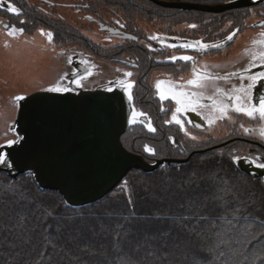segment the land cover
<instances>
[{
  "label": "flooded vegetation",
  "instance_id": "obj_1",
  "mask_svg": "<svg viewBox=\"0 0 264 264\" xmlns=\"http://www.w3.org/2000/svg\"><path fill=\"white\" fill-rule=\"evenodd\" d=\"M115 1L0 0V6L7 8L11 4L20 10L17 15L0 9L3 20L0 27L9 25L7 32L14 27L18 33L48 40L44 69L46 72H69L65 77L67 92L74 88L84 90L71 81L79 72H86L85 76L97 69L122 72L123 77L112 80L110 87L102 88L112 91L117 85L124 87L128 97L131 94L133 112L144 114L137 116L134 123L131 119V128L122 139L129 152L150 164L184 160L187 161L184 166H189L205 163V160H217L220 164L227 160L250 181L264 188V168L256 166L264 163V136L261 135L264 119H260L259 114L248 117L235 112L227 99L230 95L244 98L243 92L234 90L246 87L251 75L264 72L259 58L252 60L253 53L264 52V44L254 43L264 40L261 36L264 33V0H252L247 7L215 14L162 9L148 0H119L120 9H114L110 4ZM164 1L212 7L240 0ZM160 9L168 13H160ZM21 28L23 32L18 31ZM233 32L235 36L228 40ZM94 38L101 40L98 44L104 46L102 50L93 45ZM197 41L209 47L201 48ZM189 43L193 46L181 47ZM182 56L192 59H179ZM172 57L177 59L172 60ZM194 71L212 79L201 81L204 87L189 85L187 81L195 78ZM158 81L165 82L164 91L171 85L178 91L197 93L193 97L199 100L195 110L188 108L176 113V100L171 94L161 98V90L156 87ZM128 84L132 85L131 89H127ZM217 88L227 95L221 96ZM251 95V103H258L259 97L264 95V81L251 90ZM210 96L228 105L223 118L213 109ZM174 114L183 127L173 120ZM210 119L213 123H209ZM149 123L155 131L149 130ZM145 146L153 149L154 154L145 151ZM163 167L181 168L174 163L164 164L158 171ZM242 168L257 176L246 174Z\"/></svg>",
  "mask_w": 264,
  "mask_h": 264
},
{
  "label": "trees",
  "instance_id": "obj_2",
  "mask_svg": "<svg viewBox=\"0 0 264 264\" xmlns=\"http://www.w3.org/2000/svg\"><path fill=\"white\" fill-rule=\"evenodd\" d=\"M0 264H264V188L205 160L133 172L74 209L31 175L0 173Z\"/></svg>",
  "mask_w": 264,
  "mask_h": 264
},
{
  "label": "water",
  "instance_id": "obj_3",
  "mask_svg": "<svg viewBox=\"0 0 264 264\" xmlns=\"http://www.w3.org/2000/svg\"><path fill=\"white\" fill-rule=\"evenodd\" d=\"M151 1L166 8L214 14L252 4V0H240L208 7ZM132 105L120 87L112 91L74 88L63 94L36 92L28 96L19 102L11 128L17 142L0 148L6 158V163H0V172L14 180L31 175L42 191L60 194L74 209L98 204L131 172L153 174L173 163L150 164L125 149L122 138L130 129Z\"/></svg>",
  "mask_w": 264,
  "mask_h": 264
},
{
  "label": "rangeland",
  "instance_id": "obj_4",
  "mask_svg": "<svg viewBox=\"0 0 264 264\" xmlns=\"http://www.w3.org/2000/svg\"><path fill=\"white\" fill-rule=\"evenodd\" d=\"M148 1L156 4L151 0ZM110 5L114 9H120L119 0ZM159 7L164 9L162 6ZM0 9L6 11L5 6H0ZM160 13L167 14L168 11ZM2 21L0 19V23ZM8 33L0 27V146L2 147L7 146L8 140L17 141V136L11 129L17 119L20 102L15 100V97L27 98L36 92L47 91L48 88L54 86L66 88L65 77L69 73L45 71L44 64L49 46L48 40L42 36L21 34L17 31L13 35ZM100 68L103 71V67L100 66ZM121 77H123L122 72H100V69H97L85 77L89 81V86L80 88L96 90L97 88L110 87L109 84L112 80ZM62 92L66 93L67 91ZM165 93L168 94L167 90Z\"/></svg>",
  "mask_w": 264,
  "mask_h": 264
},
{
  "label": "snow or ice",
  "instance_id": "obj_5",
  "mask_svg": "<svg viewBox=\"0 0 264 264\" xmlns=\"http://www.w3.org/2000/svg\"><path fill=\"white\" fill-rule=\"evenodd\" d=\"M7 10L19 15L20 10L9 4L7 6ZM5 27H10L9 25H5ZM190 27H196L195 25H190ZM17 31V29H15L14 27L11 28V30L9 31V35H13L15 32ZM18 31L23 32V29H19ZM238 31V30H237ZM41 34H43V30H41ZM48 38L49 40H51L52 38V34L49 32L48 34ZM235 36V32H233L232 34H230L227 39L228 40H232L233 37ZM261 36H264V33H261ZM151 39H156V37H151ZM254 43H260V44H264V40H259V41H254ZM196 44H198L201 48H207L209 47L206 44H202L200 41H197ZM192 44H184L181 45V47H192ZM212 47H220L219 45H212ZM259 58V60L261 61L262 64H264V52H261L259 54L253 53L252 56V60L255 61ZM172 60H176V57H172ZM179 59L184 60V61H190L192 59V57L190 56H182L179 57ZM255 66V65H253ZM247 71V69H246ZM126 75L131 76V73H127ZM193 75L195 76L194 79H190L187 81V83L189 85H192L194 87H204V84L201 82L203 80H209L212 79V77L208 76L207 74H201V73H197L194 71ZM231 75H236V73H232ZM217 79H226L227 77H216ZM243 78V77H241ZM250 83L244 87L242 86L240 89H236L234 91L237 92H243L244 93V98H242L240 95H230L227 96V99L229 101L232 102V107L234 109L235 112L237 113H243L248 117H255L256 114H259L260 119H264V95L259 97V101L258 103H251V99H252V95H251V90L254 89L257 84L260 81H264V72L255 74V75H251L249 77ZM74 83H76L78 86L80 85V81L76 80L74 81ZM121 84H123V81H120ZM165 84L164 81H158L156 87L157 89L161 90L160 94H161V98H165L166 93L165 91L162 89V86ZM132 85L128 84L127 85V89H131ZM69 89L67 88H61L60 86H54L51 88H48L47 91L49 92H61V91H68ZM111 91V89H109ZM216 92L219 93L221 96L227 95L226 93L223 92L222 89L217 88ZM167 93L171 94L173 99L176 100L178 107L176 108V113H180L181 111H184L188 108H191L192 110H195V105L199 103V100H193V97H196L198 94L197 93H187L184 92L182 90H176L174 86L169 85L168 89H167ZM202 95V94H200ZM131 94L129 93V99L131 100ZM25 99L23 96H16L15 100L17 101H21ZM209 100L212 101V107L215 111H218L221 113V117L223 118L224 115H226L227 113V108L228 105L224 104L222 101L217 100V99H213L211 96L208 97ZM247 101V102H246ZM143 113H137V112H133L132 114V122H136V117L137 116H143ZM173 120H175V122L177 124H180L181 127H183V124L181 123V121L177 118V116L174 114L173 115ZM209 123H213V121L210 119ZM149 130L150 131H155L154 128L151 127L150 123L148 125ZM245 131H249L248 129H245ZM261 135L264 136V129L261 130ZM193 139H195V137H193ZM16 140H8L7 141V146L11 147L14 143H16ZM2 147V146H0ZM145 151L154 154L153 149L145 146ZM0 163H6V158L4 155L0 154ZM253 163H255V161H253ZM257 167L260 168H264V163H258L256 165Z\"/></svg>",
  "mask_w": 264,
  "mask_h": 264
},
{
  "label": "bare ground",
  "instance_id": "obj_6",
  "mask_svg": "<svg viewBox=\"0 0 264 264\" xmlns=\"http://www.w3.org/2000/svg\"><path fill=\"white\" fill-rule=\"evenodd\" d=\"M156 1H160V2H163V3H170V2H166V1H164V0H156ZM170 4H180V5H182L183 3H170ZM155 5H158V4H155ZM158 6H160V5H158ZM164 9H172V8H166V7H163ZM7 9V8H6ZM174 10H176V11H182V10H180L179 8H174ZM5 11V10H4ZM182 12H185V11H182ZM70 16H72V14H71V12H69L68 13ZM2 29L3 30H5V31H8L9 29L7 28V27H2ZM82 33H84V32H82ZM98 43H101V40H99V39H97V38H94L93 39V45H95V47L96 48H99V49H103L104 48V46H102L101 44H98ZM48 56V55H47ZM47 56H46V58H47ZM85 74H86V72H79L77 75H75V76H72V78H71V81L74 83V81H76V80H79L80 81V85L78 86L76 83H75V86H77V87H87V86H89V81L87 80V79H85ZM116 87H120V88H122V89H124V87H121V86H116ZM114 89H115V87H114ZM39 92H49V91H39ZM70 92V91H69ZM51 93V92H50ZM52 93H60V94H63V93H65V92H52ZM66 93H68V92H66ZM133 106V105H132ZM133 109H134V106H133ZM125 147V146H124ZM126 149V148H125ZM127 150V149H126ZM131 153V152H130ZM133 154V153H132ZM173 161V160H172ZM187 161H184V160H175V161H173V163L174 164H177L178 166L180 165L181 166V168L182 167H185L184 166V164L186 163ZM136 172H141V171H136ZM141 173H143V172H141ZM145 174V173H144ZM23 177V176H22ZM19 178H21V177H19ZM18 178V179H19ZM10 179H12V178H10ZM18 179H16V180H18ZM12 180H14V179H12Z\"/></svg>",
  "mask_w": 264,
  "mask_h": 264
}]
</instances>
